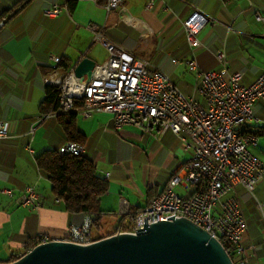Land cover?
Returning a JSON list of instances; mask_svg holds the SVG:
<instances>
[{"label":"crops","instance_id":"1","mask_svg":"<svg viewBox=\"0 0 264 264\" xmlns=\"http://www.w3.org/2000/svg\"><path fill=\"white\" fill-rule=\"evenodd\" d=\"M19 1L0 0V14ZM68 1L31 0L0 28V121L11 123L10 136L0 141V263H9L39 236L66 239L70 227L85 218L84 213L67 212L64 203L57 201L51 183L39 172L36 157L68 141L56 117L38 122L46 98L44 78L54 66L52 56L73 68L83 57L97 64L108 57L106 47L94 42L89 24L101 26L110 41L151 61L187 96L194 94L197 82L188 60L207 71L221 70L226 64L243 74L246 86L264 73V24L255 19L257 11L264 14V0H256L254 6L246 0H125L124 9L109 14L103 8L106 0H70L75 2L72 11ZM55 4L63 7L62 13L50 18L45 10ZM196 11L205 14L208 23L199 34L202 47L192 51L184 21ZM220 52L225 53L224 59L219 58ZM195 97L204 102L200 94ZM254 113L256 119L241 125L240 132L264 130V100L254 103ZM76 124L85 135L84 155L103 177L110 174L109 191L101 200L105 214L100 224L105 217L118 221L107 232L115 230L122 219L121 199L129 202L132 211L145 207L193 155L191 148L182 149L181 138L171 131L154 139L133 126L118 130L107 114L77 118ZM252 151L264 164V148L258 143ZM158 156V163L151 164ZM136 161L143 165L145 191L136 181ZM162 170L168 175L159 173ZM29 188L39 195L37 209L17 205ZM5 189L12 190L13 196L4 194ZM135 190L144 197L140 205L135 204L139 200ZM232 194L238 197L247 221L243 244L249 263L264 264V180L254 193L236 185Z\"/></svg>","mask_w":264,"mask_h":264},{"label":"built area","instance_id":"2","mask_svg":"<svg viewBox=\"0 0 264 264\" xmlns=\"http://www.w3.org/2000/svg\"><path fill=\"white\" fill-rule=\"evenodd\" d=\"M246 1L254 6L256 0ZM152 5L151 2L148 7ZM103 8L108 14L122 10L125 0H106ZM62 10L61 5L55 4L45 14L55 18ZM255 19L264 24V14L260 11L256 12ZM207 23L208 18L200 11L184 21L192 51L202 47L199 34ZM87 28L94 33V42L106 47L107 59L96 64L90 80L82 81L75 76L74 68L65 72L59 67L62 59L52 56L54 69L45 76L44 83L57 89L59 97L57 106L39 117L38 122L59 113L78 111L84 118L102 113L111 116L118 130L133 126L154 139L169 131L178 135L182 149L193 150L191 159L173 175L163 192L140 211H132L129 202L121 199L119 214L125 217L128 229L118 232L137 234L158 221L185 217L227 245L230 255L239 257L233 259L235 264H250V255L243 244L247 221L238 197L229 194L236 185L254 193L257 184L264 180V164L252 151L258 145V135L239 130L244 123L256 119L254 103L264 100V73L246 86L242 84L243 74L231 71L226 64L221 70L207 71L199 68L196 61L188 60L186 64L196 72L197 82L194 94L187 96L151 61L110 41L101 26L89 24ZM218 56L224 59L225 53L220 52ZM197 93L204 102L195 97ZM79 101L81 106H77ZM10 133L11 123L1 120L0 141ZM59 152L83 156L85 146L68 141ZM109 178L107 174L106 179ZM197 185L201 190L192 192ZM177 188L184 194L177 193ZM3 193L13 196L10 189ZM17 205L39 208L36 190L29 188L17 199ZM95 219V214L86 213L82 224L72 225L64 240L81 245L97 241ZM37 241L43 243L50 239L39 236Z\"/></svg>","mask_w":264,"mask_h":264},{"label":"water","instance_id":"3","mask_svg":"<svg viewBox=\"0 0 264 264\" xmlns=\"http://www.w3.org/2000/svg\"><path fill=\"white\" fill-rule=\"evenodd\" d=\"M26 0L0 23L10 21ZM97 62L83 57L75 76L90 80ZM0 264H235L219 239L185 217L158 221L134 233H115L91 244L66 240L40 243L19 259Z\"/></svg>","mask_w":264,"mask_h":264},{"label":"trees","instance_id":"4","mask_svg":"<svg viewBox=\"0 0 264 264\" xmlns=\"http://www.w3.org/2000/svg\"><path fill=\"white\" fill-rule=\"evenodd\" d=\"M25 1L26 0H21L14 7L3 11L0 14V23ZM74 3V1H68L71 11L73 10ZM59 67L65 72H70L73 69V66L65 60L61 61ZM58 97V90L54 87L47 86L46 98L40 106V113L47 114L55 105L57 106L56 103L58 101ZM81 105L82 102L79 101L77 106ZM78 115V111L59 113L54 119L59 122V125L61 126V129L68 141L78 142L83 145L85 135L77 127L76 121ZM262 133H264V130L256 132L255 134L262 136L264 135ZM59 148L46 150L39 154L36 157V164L39 172L47 177L51 183L54 196L64 203L66 211L72 214H95L96 219L93 222V228L96 232V240L115 234L119 230L128 229L125 217L121 216L122 219L119 220L118 226L115 230L110 232H107L109 231L107 230L104 231V233L102 232L104 227L100 224V220L105 213L101 209V200L109 191L108 180L98 173L95 163L85 155L75 156L72 154H61L59 152ZM200 190L201 186L197 185L192 189V192H198ZM141 209H138L137 211H140ZM39 243L40 241L37 240L29 241L25 245L24 252L12 257L10 262L16 261ZM225 247L230 251L227 245H225Z\"/></svg>","mask_w":264,"mask_h":264},{"label":"rangeland","instance_id":"5","mask_svg":"<svg viewBox=\"0 0 264 264\" xmlns=\"http://www.w3.org/2000/svg\"><path fill=\"white\" fill-rule=\"evenodd\" d=\"M143 58V57H142ZM101 63H103V61H101L99 64H101ZM54 67V66H53ZM53 69L54 68H52V71H53ZM51 71V72H52ZM51 72H49V73H51ZM48 73V74H49ZM78 119L80 120V119H85L84 117H82V115H79L78 116ZM259 139V141H258V143H259V145L262 147V148H264V136L263 137H259L258 138ZM158 158H159V156L157 157V159H156V161H154V162H152L151 164H157L158 163ZM160 159V158H159ZM141 163H139V162H137L136 161V164H134V168H135V173H136V177H137V183L139 184V186H140V188L143 190V191H145V184H144V179H143V176H144V174H143V170L142 169H140V167H141ZM143 166V165H142ZM157 166V165H156ZM159 173H163V175L165 174L166 176L168 175L167 173H165L164 172V170H162V171H160ZM164 175V176H165ZM132 181H134L133 179H130V184H132ZM127 190V189H126ZM176 192L177 193H179L180 195H183L184 194V192L180 189V188H177L176 189ZM135 193H136V196H137V198H139V200H138V202H137V200L135 201L136 203L135 204H142V202H143V200L142 199H144V197H142V196H140L139 194H137V191L135 190ZM142 198V199H141ZM117 218L115 217V218H113V217H105V219L103 220V222H102V226L104 227V229H103V231L102 232H104V231H107L109 228H111V229H114L115 227H116V225H117ZM94 233H96L95 231H94ZM233 258L235 259V257H234V255H233Z\"/></svg>","mask_w":264,"mask_h":264},{"label":"bare ground","instance_id":"6","mask_svg":"<svg viewBox=\"0 0 264 264\" xmlns=\"http://www.w3.org/2000/svg\"><path fill=\"white\" fill-rule=\"evenodd\" d=\"M66 241L73 242V240H66Z\"/></svg>","mask_w":264,"mask_h":264}]
</instances>
